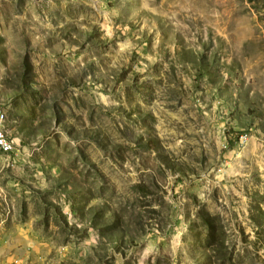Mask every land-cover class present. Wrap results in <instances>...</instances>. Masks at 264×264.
Masks as SVG:
<instances>
[{"label": "rangeland", "instance_id": "1", "mask_svg": "<svg viewBox=\"0 0 264 264\" xmlns=\"http://www.w3.org/2000/svg\"><path fill=\"white\" fill-rule=\"evenodd\" d=\"M0 264H264V0H0Z\"/></svg>", "mask_w": 264, "mask_h": 264}, {"label": "built area", "instance_id": "2", "mask_svg": "<svg viewBox=\"0 0 264 264\" xmlns=\"http://www.w3.org/2000/svg\"><path fill=\"white\" fill-rule=\"evenodd\" d=\"M4 115L0 111V122H3ZM15 148L14 142L11 141L8 136L0 130V150L4 153H10Z\"/></svg>", "mask_w": 264, "mask_h": 264}]
</instances>
